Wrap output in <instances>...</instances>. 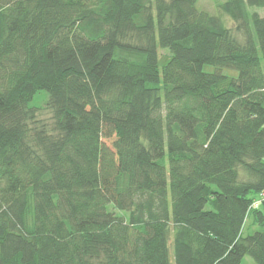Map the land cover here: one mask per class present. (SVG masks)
<instances>
[{
  "label": "trees",
  "instance_id": "16d2710c",
  "mask_svg": "<svg viewBox=\"0 0 264 264\" xmlns=\"http://www.w3.org/2000/svg\"><path fill=\"white\" fill-rule=\"evenodd\" d=\"M198 1L0 0V264H264V0Z\"/></svg>",
  "mask_w": 264,
  "mask_h": 264
},
{
  "label": "rangeland",
  "instance_id": "374dc122",
  "mask_svg": "<svg viewBox=\"0 0 264 264\" xmlns=\"http://www.w3.org/2000/svg\"><path fill=\"white\" fill-rule=\"evenodd\" d=\"M219 1H225V0H219ZM198 7L200 9H204L206 11H209L210 13H213V14H220L223 17L227 27L230 28L232 35H234L236 38H238L240 40L244 39L243 31L238 29L237 23L229 15L222 13L218 9L216 0H199L198 1ZM249 10L250 11L258 10L260 12V14L264 15V8L249 7ZM169 57H170V52L168 49L162 48L159 50V64H160L161 69L166 64ZM205 69L206 70H213V66L206 65ZM226 71L228 73H231V74L236 73L234 70H230V69H228ZM47 98H48L47 92L45 90H41L40 92H38L36 94L32 103L39 107V110L37 111V118L50 124L52 122V112L50 109L46 108L43 105V101ZM251 219H252V215L250 217H248V221L246 222L245 227H248ZM245 229L247 230V228H245ZM257 229L264 230V228L260 227L259 224H255L249 228V231H254ZM253 263H254V260L249 255H246L242 261V264H253Z\"/></svg>",
  "mask_w": 264,
  "mask_h": 264
},
{
  "label": "built area",
  "instance_id": "2783aa9c",
  "mask_svg": "<svg viewBox=\"0 0 264 264\" xmlns=\"http://www.w3.org/2000/svg\"><path fill=\"white\" fill-rule=\"evenodd\" d=\"M261 196L264 198V192L261 193Z\"/></svg>",
  "mask_w": 264,
  "mask_h": 264
}]
</instances>
